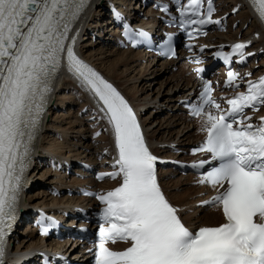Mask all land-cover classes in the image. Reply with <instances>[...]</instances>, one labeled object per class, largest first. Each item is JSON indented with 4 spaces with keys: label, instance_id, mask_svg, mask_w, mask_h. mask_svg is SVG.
Returning <instances> with one entry per match:
<instances>
[{
    "label": "snow or ice",
    "instance_id": "6c2138e0",
    "mask_svg": "<svg viewBox=\"0 0 264 264\" xmlns=\"http://www.w3.org/2000/svg\"><path fill=\"white\" fill-rule=\"evenodd\" d=\"M86 3L0 0V264L6 230L15 218L33 142L65 52L69 70L102 101L101 110L114 130L118 171L98 178L122 177L118 187L98 197L106 207L100 212L96 264H264V116L253 124L245 115V109L264 106V77L248 81L247 91L229 99L226 111L212 96L210 82L200 94L202 102L192 107L191 115L204 118L207 133L196 151L208 152L219 162L199 181L219 189L204 203L216 205L224 217L223 223L193 232L158 184L157 157L149 151L132 108L74 52L76 36L69 32ZM252 3L264 20V0ZM199 4L200 0H190L193 15H200ZM188 11V6L180 9L183 24L219 22L211 19V9L198 20L186 18ZM245 48L244 43L232 45L242 61ZM216 55L229 63L232 53ZM238 75L228 71L226 83L233 85ZM205 106L220 114L205 111ZM117 241L128 246H107Z\"/></svg>",
    "mask_w": 264,
    "mask_h": 264
},
{
    "label": "bare ground",
    "instance_id": "6f19581e",
    "mask_svg": "<svg viewBox=\"0 0 264 264\" xmlns=\"http://www.w3.org/2000/svg\"><path fill=\"white\" fill-rule=\"evenodd\" d=\"M238 0H222V6H221V12H224L225 10L230 9L235 2H237ZM121 2V1H120ZM94 3L96 4V10H94V12H92L91 10L89 11V13L87 14V18L89 16V18H91L90 21L93 20L94 14L97 12L99 13V15H103V8H104V2L101 0H94ZM122 4L125 3L124 5L129 7V5L126 2H121ZM134 8V7H133ZM96 13V14H97ZM98 15V16H99ZM250 16V13L247 9L241 8L239 13L237 14V16H234V20L235 19H240L241 21L245 22L248 20ZM86 18V22L87 21ZM88 18V19H89ZM253 18V17H252ZM242 22V24H243ZM89 24L91 25V23L89 22ZM98 23H96L97 26ZM105 24V23H104ZM102 27L100 30V32H105V27L104 25L101 23ZM95 27V25H94ZM256 25H254L253 23L249 24V27L246 30H241L238 31L236 29L235 32H233V30L231 28L228 29L227 32H220V34L222 36H226V38H231V37H235L236 34L238 32H241L242 36L247 35L249 33L250 30H252L253 28H255ZM84 30V29H82ZM84 33H86V31H83ZM85 35V34H84ZM104 35V34H103ZM108 38V37H107ZM264 40V39H262ZM86 49V48H85ZM86 52V56L95 64L97 65V67L102 70L104 73H106L109 77H111L114 81H118L117 83L119 85L122 86L123 90L125 91V93L130 97V99L132 100L133 103H135V105L137 107H144L145 104H152L153 100H157V103L161 106L163 104H167V103H176L180 98L184 97L185 92L188 91L189 87L193 85V79H192V75L188 76L186 78V71L187 70H182L180 72H178L179 74V78L178 81L171 83L172 86H170L171 84H169L170 88L166 89V91L162 92L161 88H162V84L159 88V92L157 93V91H154L156 93L155 97H152L151 95L154 94V92L151 93V84L148 85V87L141 88L138 89V83H134L133 85L129 86L126 83L128 82H137L139 79L135 76L132 75L133 73H137V75H140V78H142V76H144V73H146V75H148L149 73H154L155 70H160V69H164L163 72H167V70H169L167 63H164L162 65H160V68L155 67V63H152L153 61L151 60H147L145 58V55L139 53V52H134V51H126V50H118V52H120V57L119 58H115L113 61L109 62L107 60L108 54L107 52L101 51V50H96L93 51V49H87L84 50ZM114 52V51H113ZM110 54H116L111 53ZM118 57V56H117ZM142 59L144 61H146V64H143L144 67H139L141 65ZM106 66H104L105 64H107ZM122 64H125L126 68L124 71H122L121 73H118V67ZM139 68V69H138ZM148 73V74H147ZM120 74L122 75V78L119 77ZM119 75V76H118ZM132 75V76H131ZM175 75V74H174ZM173 76V75H172ZM178 77V76H177ZM144 78V77H143ZM122 82H119V80ZM122 79H124V81H122ZM176 79V78H175ZM151 83V82H150ZM162 83V82H161ZM63 84H67V81L65 80ZM126 85V87L124 86ZM63 88V87H62ZM157 90V89H156ZM148 91V92H147ZM147 92V93H146ZM165 95H163V94ZM162 94V95H161ZM60 96L62 97V94H60ZM63 100H61L60 104H64L63 101H66V98H69L67 96L63 95ZM69 100V99H68ZM155 106V105H154ZM169 106V105H168ZM172 108L175 107L176 105H171ZM52 106H49L46 111H50V109ZM149 110L148 108L145 109V112L143 113L142 119L143 122L147 125V132L149 134L150 137H153L156 139V142H170V143H174L178 148L184 146L186 143L189 142L190 137L192 136V131L189 128V125L185 123V121L183 120V118L180 116H175L173 118L170 117H165L164 120L160 121L158 123V125H154L155 123H146V120L149 119L152 114H153V110L147 111ZM173 110V109H172ZM61 115V114H59ZM75 115V114H74ZM73 115V116H74ZM61 118V116H60ZM60 118H58L60 121ZM70 118V117H69ZM81 117L78 116L77 119H75V122H79ZM62 119V118H61ZM64 119V118H63ZM74 121V119H71ZM69 121V123H71ZM74 123V122H73ZM46 124V123H45ZM50 124V123H49ZM47 125V124H46ZM45 125V127H46ZM154 125V127H153ZM85 127H80L79 129H77L78 131V135L80 136L82 133V129ZM160 128H165L163 131H160ZM48 129V126L47 128ZM69 130H61L60 134L61 136L65 137V139L63 138L61 142H56V141H47L45 140V134L47 133H43L41 134L42 136L41 139L39 137V147L42 149H47L48 151H53V152H60V149H63L64 147L69 148V146H71L72 144L70 142H73L72 140L75 138V136L77 135H70V133L68 132ZM83 135V134H82ZM70 136V139H69ZM42 139H44V142H46V145L44 147V143L41 145V141ZM53 139V138H52ZM55 140V138H54ZM58 141V140H57ZM83 145V144H82ZM85 148H90V144L89 141L87 140L86 142H84ZM79 153V152H77ZM81 154V153H80ZM167 154H171V153H167ZM41 153L38 155V157H41ZM39 159H42L39 158ZM168 170H164L163 172L165 174H163V184L166 187V189L168 190L170 188V190H168V194L170 196V198L177 204L179 205H184V204H188L191 202H194L196 200H200L201 198H195L192 197L193 194H196L197 192L200 191V189H195V187L189 185L188 186V180H186L183 177L180 178H176V179H165ZM33 172V171H32ZM51 176L50 180L51 182H60L62 180V176L58 175V178H54V176H56V173L51 172V170L49 169L48 171H44L43 175H48ZM34 174L30 173V177L33 176ZM48 178V177H47ZM48 180V181H50ZM57 180V181H56ZM46 191V190H45ZM40 195V194H39ZM32 198V197H31ZM39 198V197H38ZM49 200V201H48ZM81 198H79L76 201H80ZM37 201V200H36ZM62 200L57 199L56 197H49L46 192H44V194L42 195V200L39 202L35 203V206L38 205H56L59 203H72L75 202L74 199H67L65 202H60ZM23 205H25V207L29 206L28 203L26 201H23ZM23 209L22 213L26 214V212L28 211ZM198 209L193 208L192 212H188L187 214L184 215L186 221L190 224L194 221H200L202 223H217L220 220L219 217V213L218 212H205L202 215H196V211ZM23 216V215H22ZM193 216V217H191ZM25 231H33V227H27ZM35 235H33L31 232L26 234V237L23 238L22 242L17 245V250L20 249L21 247V251L22 248H25L26 250H31L33 249V247H35L37 244H40V238H33ZM54 243H59L61 244V242H54ZM40 246V245H39ZM56 247V245H54ZM38 248V247H37ZM16 250V251H17ZM20 251V250H19ZM33 251L29 252L32 253ZM20 255V253H19Z\"/></svg>",
    "mask_w": 264,
    "mask_h": 264
},
{
    "label": "rangeland",
    "instance_id": "374dc122",
    "mask_svg": "<svg viewBox=\"0 0 264 264\" xmlns=\"http://www.w3.org/2000/svg\"><path fill=\"white\" fill-rule=\"evenodd\" d=\"M121 2H125V1H121ZM138 2H136L135 4H137ZM137 6V5H136ZM132 8H133V6H132ZM140 11H145L142 7H140V9H139ZM229 10V9H228ZM239 13V12H238ZM237 13V14H238ZM237 16V15H236ZM96 17H98V15L97 14H95V17H94V20H95V18ZM88 18H89V16H88ZM235 18V17H234ZM253 19V18H252ZM89 21L87 22L88 24H89V22L91 23V25H92V22L93 21H90L91 20V18H89L88 19ZM97 22V21H96ZM242 22L243 21H241L240 20V24H242ZM101 23L102 22H100V24H99V26L101 25ZM244 23V22H243ZM103 24V23H102ZM93 25H94V23H93ZM95 26H96V24H95ZM101 27H102V25L99 27L100 29H101ZM249 27V25L246 27V29ZM105 29L107 30V31H105V34L108 32V30L110 29V26H107V27H105ZM236 29L238 30V28L235 26V27H233L232 28V30H235L236 31ZM246 29H244V30H246ZM235 31H233V32H235ZM103 32V31H102ZM85 36V35H84ZM223 37H225L226 38V36H223ZM86 44L88 45L87 47H86V49H93V51H96V50H101V51H104V52H107V54H108V57H107V60L109 61V62H111V61H113L115 58H119L120 57V52H118V49H116V48H114V47H112L111 45H105V44H103V43H101V42H99L98 40H96V41H93L92 39H90L89 38V34H87L86 35ZM126 50V49H125ZM116 53V54H110V52L111 53H114V52ZM121 51H123V50H121ZM118 56V57H117ZM264 57V56H263ZM148 60V59H147ZM142 61H144L143 59H142ZM143 64H146V61H144V62H142L141 63V65L139 66V67H144V65ZM106 65H108V63L107 64H105L104 66H106ZM155 67H157V68H160L161 66L157 63V65H155ZM125 68H126V66H125V64H122V65H120L119 67H118V73H121L122 71H124L125 70ZM139 69V68H138ZM163 70L164 69H160V70H155V72L152 74V73H147L148 75H146V73H144V76H142V78H140V75H137V73H133L132 75H135L139 80L137 81V82H133V81H131V82H128V83H126L127 85H129V86H131V85H133L134 83H138V89H141V88H144L145 89V87H148V85L149 84H151V93L152 92H154V91H157V93L159 92V88H160V86H161V84H162V88H161V91L162 92H164V91H166V89H169L170 88V86H172V84L171 83H173V82H176V81H178V78H179V74H178V72L177 71H175V70H172V69H169V70H167V72H163ZM175 74V75H174ZM131 75V76H132ZM173 75V76H172ZM186 75V74H185ZM119 76V75H118ZM178 76V77H177ZM190 76V75H189ZM119 77H121L122 78V75L120 74V76ZM144 77V78H143ZM188 77V75H186V78ZM176 78V79H175ZM119 80V79H118ZM122 81H124V79H122ZM118 82V81H117ZM119 82H121L120 80H119ZM151 82V83H150ZM162 82V83H161ZM122 83V82H121ZM149 83V84H148ZM169 84H171L170 86H169ZM125 87H126V85H124ZM157 89V90H156ZM148 92V91H147ZM146 92V93H147ZM163 94V93H162ZM161 94V95H162ZM163 95H165V94H163ZM67 97H68V95H66ZM152 97H155L156 96V93L154 92V94H152L151 95ZM57 100H58V103L60 104L61 103V100L59 99V98H56ZM67 99V98H66ZM69 99V98H68ZM55 103L57 102L56 100L54 101ZM64 103V102H63ZM65 104V103H64ZM64 104H61V105H64ZM176 105L177 104V102L176 103H165V104H163V105H159L158 103H157V100H153V103L151 104H145V106L144 107H147L149 110H147V111H150V110H153V114H152V116L150 117V122L151 123H155L154 125H158V123L160 122V121H162V120H164L165 119V117L167 118V117H170V118H173V117H175V116H178V115H175V112L173 111V110H175V108H176V106L175 107H173L172 108V106L171 105ZM155 105V106H154ZM169 105V106H168ZM51 108H53V106L51 107ZM173 109V110H172ZM59 114H61V115H59ZM75 114V115H74ZM74 115V116H73ZM60 116H61V118H60ZM70 117V118H69ZM178 117H180V115L178 116ZM58 118H60V121H58L59 119ZM64 118V119H63ZM71 119H74V121L72 120V122H71ZM75 119H77V117H76V111L73 109V108H69V107H66L65 109L64 108H53V109H50V111H49V113H48V118L46 119V127H45V131L43 132V133H46L45 134V140H47V141H56V142H61L62 141V138H60V137H58L56 134H55V131H57V132H61V130H69L68 132L70 133V135H77V136H75V138L72 140L73 142H70L71 144L73 143L74 144V142L75 141H77L79 138H80V136L78 135V130L77 129H79L80 128V124L79 125H77V123L75 122ZM69 121L71 122V123H69ZM74 122V123H73ZM50 123V124H49ZM77 125V126H76ZM154 125H153V127H154ZM47 126H48V129H46L47 128ZM165 128H160V131L162 130H164ZM42 133V134H43ZM62 134V133H61ZM42 136V135H41ZM53 138V139H52ZM54 138H55V140H54ZM40 139H41V137H40ZM64 139H65V137H64ZM69 139H70V136H69ZM58 140V141H57ZM81 140V139H80ZM87 141V140H86ZM86 141H84V142H86ZM84 142L82 143L83 145V147H85V145H84ZM44 143V147H45V145H46V142H44V139H42V141H41V145ZM72 144V145H73ZM39 146V145H38ZM86 149H90V148H85L84 149V151L86 150ZM77 152H79V151H77ZM89 157H91V156H89ZM38 167H34L33 169H32V171H31V173L32 174H34L33 176H31V181H32V183H37V182H40V181H44L45 183H47V185H48V183H52L51 182V180H50V178H51V176H49V174L48 175H43L44 174V171H48L49 170V166H47V164H38L37 165ZM51 170V169H50ZM48 177V178H47ZM181 176L180 175H176V176H173L171 179H176V178H180ZM166 179V178H165ZM186 179V178H185ZM48 180H50V181H48ZM186 180H188V179H186ZM41 182V184H39V185H36V186H34L31 190H29L28 192H27V194H26V196H25V199H24V201H26L27 203H28V205L29 206H27V207H25V210H27L28 209V207H33V206H35V203L36 202H39V201H41L42 200V195L44 194V192H46V194L49 196V197H51V195H50V193H48V186L47 185H45V187L43 186L44 184ZM188 182V185H189V180L187 181ZM46 190V191H45ZM169 190H170V188H169ZM40 194V195H39ZM32 197V198H31ZM39 197V198H38ZM58 199V198H57ZM68 198H65V197H63V198H59V200H62V201H60V202H65L66 200H67ZM79 199V198H78ZM78 199H74L75 201L76 200H78ZM37 200V201H36ZM49 201V200H48ZM25 210H24V212H25ZM205 213V212H204ZM203 213V214H204ZM200 215H202V214H200ZM27 227H29V225H27V224H25V223H23L22 224V226L21 227H19L18 228V234L20 235L19 237H18V239L17 240H15V242L13 243V247H12V249H13V251L14 252H16V253H20V255H23V254H25V253H29V252H31V251H33L34 249H35V247H38L39 245L37 244L35 247H33V249H31V250H26L25 248H22V251H21V247H20V251L19 250H17V245H19L21 242H22V240H23V238L24 237H26V235H22V234H24L26 231V228ZM34 230V229H33ZM34 239L35 238H37L36 236H34L33 237ZM38 239V238H37ZM52 241V240H51ZM62 244V243H61ZM61 244H59V243H54L53 242V244L52 245H56V247H58V246H60ZM17 250V251H16ZM12 252V251H11ZM19 255V256H20Z\"/></svg>",
    "mask_w": 264,
    "mask_h": 264
}]
</instances>
